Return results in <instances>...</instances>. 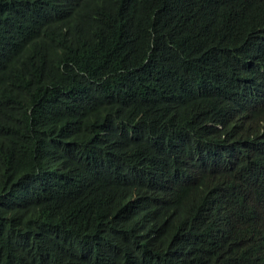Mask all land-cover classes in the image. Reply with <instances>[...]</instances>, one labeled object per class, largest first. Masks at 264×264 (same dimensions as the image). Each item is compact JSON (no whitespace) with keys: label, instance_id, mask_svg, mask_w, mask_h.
Returning a JSON list of instances; mask_svg holds the SVG:
<instances>
[{"label":"trees","instance_id":"trees-1","mask_svg":"<svg viewBox=\"0 0 264 264\" xmlns=\"http://www.w3.org/2000/svg\"><path fill=\"white\" fill-rule=\"evenodd\" d=\"M0 264H264V0H0Z\"/></svg>","mask_w":264,"mask_h":264}]
</instances>
